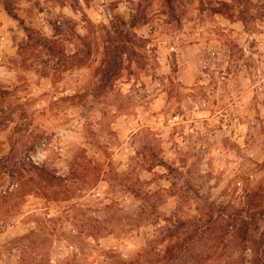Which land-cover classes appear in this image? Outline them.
Segmentation results:
<instances>
[{"label":"rangeland","instance_id":"rangeland-1","mask_svg":"<svg viewBox=\"0 0 264 264\" xmlns=\"http://www.w3.org/2000/svg\"><path fill=\"white\" fill-rule=\"evenodd\" d=\"M203 1L0 0V264H264V0ZM9 9L71 59L22 51Z\"/></svg>","mask_w":264,"mask_h":264},{"label":"trees","instance_id":"trees-1","mask_svg":"<svg viewBox=\"0 0 264 264\" xmlns=\"http://www.w3.org/2000/svg\"><path fill=\"white\" fill-rule=\"evenodd\" d=\"M182 1L183 0H163V3L168 9V12L173 15L177 10V5ZM199 4L200 10L203 12L206 10L205 7H209L211 3L209 2L208 4L203 0H199ZM218 5V8H210L209 10L213 14H222L232 21L234 19V14L232 13V8H230V5L225 2H220ZM10 13H12L11 10ZM13 17L19 21L20 25L24 27V32L27 36V45L22 48V51L32 52L31 54H37L38 52L39 55L46 52L50 58L61 56L62 58H67L68 60L71 59L67 57L64 51V45L61 41L49 39L46 36H43L40 31L31 25H28L23 20L19 19L16 15L13 14ZM122 24L125 28H128V31L115 29L114 31L107 32L106 34L104 40V49L100 62L101 66L97 71L99 83L92 89L93 97H103L111 92L114 87V82H117L122 77L125 60L127 59L130 61L132 58H137V50L142 49L144 39H140L133 32L138 23L134 20L131 23ZM38 48H40L43 53L37 51L39 50ZM80 54L84 55L85 59H90V52L86 54L82 52ZM240 221L241 225L238 226V231L245 235L248 233L246 230H244L247 227L246 221L242 219H240ZM262 240L264 241V236ZM247 242L248 241L246 239L245 243ZM256 246L257 245H254L252 250H254L253 253L256 252V254H258L259 249Z\"/></svg>","mask_w":264,"mask_h":264},{"label":"crops","instance_id":"crops-1","mask_svg":"<svg viewBox=\"0 0 264 264\" xmlns=\"http://www.w3.org/2000/svg\"><path fill=\"white\" fill-rule=\"evenodd\" d=\"M262 119H264V117H262ZM250 121L252 122L251 117H250ZM252 124H253V122H252ZM217 134H218L217 131H215V132H213L212 136L216 138L218 136Z\"/></svg>","mask_w":264,"mask_h":264},{"label":"built area","instance_id":"built-area-1","mask_svg":"<svg viewBox=\"0 0 264 264\" xmlns=\"http://www.w3.org/2000/svg\"><path fill=\"white\" fill-rule=\"evenodd\" d=\"M34 160H36V159H34Z\"/></svg>","mask_w":264,"mask_h":264}]
</instances>
